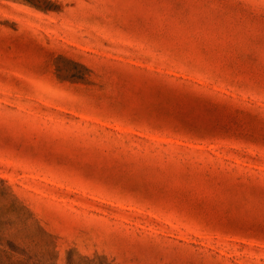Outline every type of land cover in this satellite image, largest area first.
Listing matches in <instances>:
<instances>
[{
    "label": "rangeland",
    "instance_id": "1",
    "mask_svg": "<svg viewBox=\"0 0 264 264\" xmlns=\"http://www.w3.org/2000/svg\"><path fill=\"white\" fill-rule=\"evenodd\" d=\"M0 264H264V0H0Z\"/></svg>",
    "mask_w": 264,
    "mask_h": 264
}]
</instances>
